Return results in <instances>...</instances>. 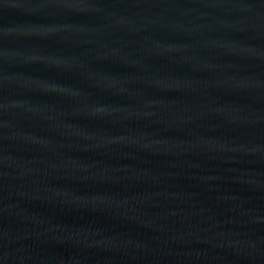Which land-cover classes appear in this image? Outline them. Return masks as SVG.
Here are the masks:
<instances>
[{"label":"water","instance_id":"water-1","mask_svg":"<svg viewBox=\"0 0 264 264\" xmlns=\"http://www.w3.org/2000/svg\"><path fill=\"white\" fill-rule=\"evenodd\" d=\"M0 264H264V0H0Z\"/></svg>","mask_w":264,"mask_h":264}]
</instances>
